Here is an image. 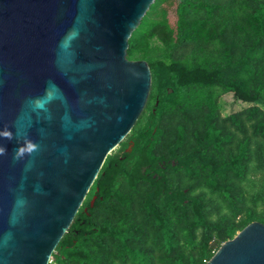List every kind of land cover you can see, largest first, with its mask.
<instances>
[{
	"label": "trees",
	"instance_id": "1",
	"mask_svg": "<svg viewBox=\"0 0 264 264\" xmlns=\"http://www.w3.org/2000/svg\"><path fill=\"white\" fill-rule=\"evenodd\" d=\"M126 56L147 103L49 264H206L264 224V0H154ZM229 93L250 105L223 115Z\"/></svg>",
	"mask_w": 264,
	"mask_h": 264
},
{
	"label": "water",
	"instance_id": "2",
	"mask_svg": "<svg viewBox=\"0 0 264 264\" xmlns=\"http://www.w3.org/2000/svg\"><path fill=\"white\" fill-rule=\"evenodd\" d=\"M153 3L0 0V264H49L144 110L151 71L126 52ZM206 264H264V224Z\"/></svg>",
	"mask_w": 264,
	"mask_h": 264
},
{
	"label": "rangeland",
	"instance_id": "3",
	"mask_svg": "<svg viewBox=\"0 0 264 264\" xmlns=\"http://www.w3.org/2000/svg\"><path fill=\"white\" fill-rule=\"evenodd\" d=\"M169 15H170V18H172V12H170ZM221 104H222V114L223 115H227V114H230L232 112H236V111L250 105L247 102L235 100L231 93L226 94L222 97ZM256 104L264 109V102L258 101V102H256Z\"/></svg>",
	"mask_w": 264,
	"mask_h": 264
},
{
	"label": "clouds",
	"instance_id": "4",
	"mask_svg": "<svg viewBox=\"0 0 264 264\" xmlns=\"http://www.w3.org/2000/svg\"><path fill=\"white\" fill-rule=\"evenodd\" d=\"M38 106L42 107V105H38ZM28 148H29V151H33L35 150V145H29Z\"/></svg>",
	"mask_w": 264,
	"mask_h": 264
}]
</instances>
